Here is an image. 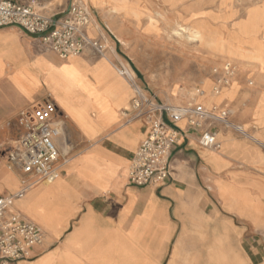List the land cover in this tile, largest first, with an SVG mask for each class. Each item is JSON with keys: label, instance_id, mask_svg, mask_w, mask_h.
<instances>
[{"label": "crops", "instance_id": "0c3cea01", "mask_svg": "<svg viewBox=\"0 0 264 264\" xmlns=\"http://www.w3.org/2000/svg\"><path fill=\"white\" fill-rule=\"evenodd\" d=\"M72 1L63 9L54 7L55 0L44 4L56 12ZM92 27L86 29L89 38H105ZM254 76L256 87L244 105L233 104L240 85L216 97L204 92L196 100L217 105L249 138L217 126L221 149L213 152L199 147L194 134L180 136L169 181L136 187L128 170L148 122L129 119L133 92L110 56L100 59L85 51L62 61L37 37L0 29V195L19 188L18 174L1 156L15 138L18 113L49 95L66 117L62 151L68 161H59V177L36 185L14 204L45 233L31 259L18 264H264L258 241L242 238L251 227L249 217L259 213H252L245 199L232 197L223 201L235 213H215L218 207L207 193L215 186L219 190L224 173L258 175L257 187L264 190V71L257 69Z\"/></svg>", "mask_w": 264, "mask_h": 264}, {"label": "built area", "instance_id": "2783aa9c", "mask_svg": "<svg viewBox=\"0 0 264 264\" xmlns=\"http://www.w3.org/2000/svg\"><path fill=\"white\" fill-rule=\"evenodd\" d=\"M44 1L0 0V29L16 28L37 37L47 51L62 61L85 51L100 59L110 53L106 38L91 39L86 34L87 27L94 23L88 4L73 0L65 10L48 12ZM116 70L133 92L129 119L144 118L148 122L146 137L136 149L128 170V180L133 186L161 187L169 181L172 153L180 136L194 134L199 147L219 152L217 126L242 137L247 135L241 126L232 125L226 112L217 105L205 107L196 102L204 94L200 88L194 89L193 99L187 105L159 104L144 94L130 68L119 64ZM236 74V66L229 61L212 68L209 94L220 95ZM65 120L52 98L46 95L40 102L21 110L13 122L15 138L11 142L15 145L8 146L3 155L6 168L19 176V188L14 193L0 195V264L30 260L32 250L45 240L43 229L15 210L14 204L36 185L52 183L59 177V161H68V153L62 151L66 143ZM179 123H184L183 127Z\"/></svg>", "mask_w": 264, "mask_h": 264}, {"label": "rangeland", "instance_id": "374dc122", "mask_svg": "<svg viewBox=\"0 0 264 264\" xmlns=\"http://www.w3.org/2000/svg\"><path fill=\"white\" fill-rule=\"evenodd\" d=\"M70 1L55 0L53 5H61L63 9ZM87 3L99 26L93 23L90 31L96 33L100 28L109 48L114 49V54L108 53L114 66L123 64L132 68L136 84L156 103L189 104L195 88L208 93L213 83L211 69L229 61L239 71L230 85L231 89L240 85L233 104L244 105L249 92L256 87L257 69L264 71V0H87ZM255 55L254 62L242 63L243 58L253 59ZM247 81L252 84L248 86ZM14 145L11 142L7 148ZM66 148L64 144L63 149ZM259 180L254 174L224 173L219 179V190L215 186L207 193L218 207L214 212L220 214L235 213L225 207L223 199H245L251 212L259 214L249 217L253 219L247 223L251 227L242 238H254L264 250V190L257 187Z\"/></svg>", "mask_w": 264, "mask_h": 264}, {"label": "bare ground", "instance_id": "6f19581e", "mask_svg": "<svg viewBox=\"0 0 264 264\" xmlns=\"http://www.w3.org/2000/svg\"><path fill=\"white\" fill-rule=\"evenodd\" d=\"M232 82V81H231ZM230 85H231V83H230ZM230 85L228 86V87H230ZM246 135V134H245ZM65 144H67V140H66V143Z\"/></svg>", "mask_w": 264, "mask_h": 264}]
</instances>
